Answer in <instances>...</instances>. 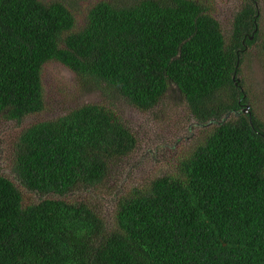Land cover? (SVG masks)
Segmentation results:
<instances>
[{"label":"trees","instance_id":"1","mask_svg":"<svg viewBox=\"0 0 264 264\" xmlns=\"http://www.w3.org/2000/svg\"><path fill=\"white\" fill-rule=\"evenodd\" d=\"M71 1L0 0V117L40 114L42 71L55 63L142 112L173 87L199 125H216L175 175L122 194L108 224L65 197L102 185L134 134L99 104L31 124L11 175L0 173V264H264V127L242 113L236 80L256 10L242 7L226 41L201 0ZM14 180L40 201L25 202Z\"/></svg>","mask_w":264,"mask_h":264},{"label":"rangeland","instance_id":"2","mask_svg":"<svg viewBox=\"0 0 264 264\" xmlns=\"http://www.w3.org/2000/svg\"><path fill=\"white\" fill-rule=\"evenodd\" d=\"M97 1L75 0L71 4L79 10ZM201 1L219 22L226 41L231 35L234 17L242 7L249 5L256 10L257 37L246 47L236 80L246 93L251 114L264 127V0ZM82 17L81 14L77 17L79 25ZM42 80L45 108L40 114L27 116L18 123L0 117V173L11 175L13 145L31 124L57 118L84 104H99L112 109L136 137V149L112 163L109 176L96 190L77 191L65 197L68 201H87L108 224L122 194L135 187H145L157 177L175 175L179 159L203 142L216 125L214 122L199 125L173 87L157 106L142 112L104 85L100 88L94 85L82 87L72 73L55 63L44 67ZM237 116L229 113L222 120L233 121ZM14 183L25 202L37 203L42 198L27 192L17 181Z\"/></svg>","mask_w":264,"mask_h":264},{"label":"water","instance_id":"3","mask_svg":"<svg viewBox=\"0 0 264 264\" xmlns=\"http://www.w3.org/2000/svg\"><path fill=\"white\" fill-rule=\"evenodd\" d=\"M249 109H250V108H249V105H246V107L242 110V113H243V114H246V115L248 116V118H249V122H250V124L252 125L251 112H250Z\"/></svg>","mask_w":264,"mask_h":264},{"label":"flooded vegetation","instance_id":"4","mask_svg":"<svg viewBox=\"0 0 264 264\" xmlns=\"http://www.w3.org/2000/svg\"><path fill=\"white\" fill-rule=\"evenodd\" d=\"M240 91H242V88H240ZM245 98V95H243V99ZM246 105H248L247 103H243L241 104V111L246 107Z\"/></svg>","mask_w":264,"mask_h":264},{"label":"clouds","instance_id":"5","mask_svg":"<svg viewBox=\"0 0 264 264\" xmlns=\"http://www.w3.org/2000/svg\"><path fill=\"white\" fill-rule=\"evenodd\" d=\"M250 110V109H249ZM228 115V114H227Z\"/></svg>","mask_w":264,"mask_h":264}]
</instances>
